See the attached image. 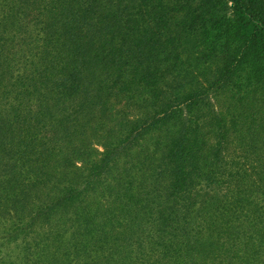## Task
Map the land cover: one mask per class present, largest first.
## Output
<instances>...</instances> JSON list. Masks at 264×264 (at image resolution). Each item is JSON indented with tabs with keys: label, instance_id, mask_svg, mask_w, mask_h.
I'll use <instances>...</instances> for the list:
<instances>
[{
	"label": "trees",
	"instance_id": "1",
	"mask_svg": "<svg viewBox=\"0 0 264 264\" xmlns=\"http://www.w3.org/2000/svg\"><path fill=\"white\" fill-rule=\"evenodd\" d=\"M0 264H264V0H0Z\"/></svg>",
	"mask_w": 264,
	"mask_h": 264
}]
</instances>
